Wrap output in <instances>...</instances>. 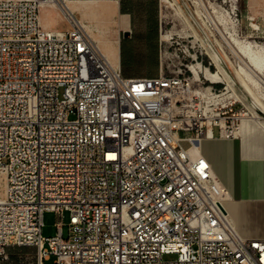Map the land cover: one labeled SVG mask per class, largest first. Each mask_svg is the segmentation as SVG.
Segmentation results:
<instances>
[{
  "label": "built area",
  "instance_id": "built-area-1",
  "mask_svg": "<svg viewBox=\"0 0 264 264\" xmlns=\"http://www.w3.org/2000/svg\"><path fill=\"white\" fill-rule=\"evenodd\" d=\"M58 5L69 27L44 26L41 9ZM185 76L126 77L60 0H0L3 260L19 246L35 248L20 264H264V238L234 229L226 189L192 151L209 134L234 138L245 106L188 122L174 97ZM48 211L69 212L67 237L62 220L43 235Z\"/></svg>",
  "mask_w": 264,
  "mask_h": 264
},
{
  "label": "bare ground",
  "instance_id": "bare-ground-1",
  "mask_svg": "<svg viewBox=\"0 0 264 264\" xmlns=\"http://www.w3.org/2000/svg\"><path fill=\"white\" fill-rule=\"evenodd\" d=\"M60 1L63 3L64 8L76 17L79 14L85 15L86 10L96 6L97 3V0ZM160 1L161 17L163 21L172 20L178 25H182L178 31L176 30L177 32L169 30L168 32L163 33L162 31L163 41L167 42V37L171 33L180 35L186 32L185 30L187 25L190 27L191 25L178 0ZM225 1L228 0H223L222 2ZM229 1L235 2V0ZM111 2L114 4H112V6L108 9V16L110 17L112 23H115L118 19V2ZM192 2L195 7V12L201 17L203 23L207 25V28L210 27L209 29L219 46L221 54L235 67V74L238 81L242 84L247 93H249V95L254 99L255 103L264 108V43H258L256 41H244L245 43H242L240 40L241 42H238L237 44L239 47L238 49L242 52L240 55L234 48V45H232L229 37L226 35V32L220 27V24L222 25V23L216 21L212 15V12H220V5H218L215 1H208V4L205 0H192ZM53 7L59 9L60 12L64 14V10L61 6H51V8ZM233 8H235V4H233ZM210 9L213 11L211 12ZM232 13L233 9L225 14L228 15V25L234 28V30H232L233 41H237V28L235 20L232 17ZM46 21L43 17L42 23L44 26H47ZM80 23L88 32L90 37L96 42L110 63L118 66L116 50L118 43L103 38L102 32L95 23L87 22V27H85L81 21ZM192 34L196 37V39L199 36L196 31H192ZM230 51L238 57L237 61L232 58ZM206 53L210 56L213 65H216L215 57L212 53L208 49ZM214 55L219 61L223 60L217 52H214ZM163 58L166 60L168 58L167 54H165ZM224 62L225 61L223 60V63ZM83 65H93V58H83ZM223 65L225 66V63ZM190 70L193 73L192 82L195 83L200 81L202 76L212 84L222 82L226 85L224 92L221 95H218L222 98V100L234 97L246 104L244 97L237 91L235 83L219 65L217 69L215 66V70H212L201 63H196L190 66ZM197 93L207 98V101L214 100L218 97L211 92V86H207L204 89L200 88ZM198 121H202V113L199 116H192V114L188 115V122ZM9 137H11V140H19L17 128H9ZM258 137L262 141L263 145L256 142ZM231 139L232 140L225 137H212L209 134L208 136L201 138L200 141H197L192 151L198 153L206 159L211 167L212 173L219 179L221 186L226 189V195L222 199V204L226 209V214L228 215L234 229L241 236H264V204L260 202L262 201L261 198L264 197V174L262 173V167L253 161H251L252 166H245L244 162L246 164V162L251 159V156L241 155V153L237 150L240 148L239 146H244L245 144L251 148L250 142H256L260 145V147L263 146L261 148H264V119H262L253 109L250 110L249 114L244 115L242 118L239 129L237 130L234 138ZM247 146H244L243 148H249ZM243 171H245V177L242 176ZM4 178L5 173L0 171V186L2 179L4 180ZM248 188L252 189L253 196L250 199H244L241 194H243L242 192ZM254 203L260 204L257 211L251 208V205Z\"/></svg>",
  "mask_w": 264,
  "mask_h": 264
},
{
  "label": "rangeland",
  "instance_id": "rangeland-1",
  "mask_svg": "<svg viewBox=\"0 0 264 264\" xmlns=\"http://www.w3.org/2000/svg\"><path fill=\"white\" fill-rule=\"evenodd\" d=\"M158 1L161 3L160 0ZM208 1H215L218 3V5H220V12H212L213 10L211 9L210 11L212 12L214 19L222 23V25L220 24V27L226 32V35L229 37L232 45H234V48L236 49V51H238L240 55L242 52L238 49L239 48L237 46L238 42L242 41V43H245L247 41H256L258 43H264V23L259 21V19L256 18L254 15L250 14L248 16L254 18V26L257 24L259 27L255 26L253 28L249 25L247 17L244 18L242 16L243 0H235V2L229 0L225 2H222L223 0H205L207 4ZM178 2L180 3L182 9L184 10L185 15L189 20L191 27L187 25L185 30L186 32L184 31L185 33H182L180 35L171 33L167 37L168 39L167 42H164L162 38V42L160 46L162 67L160 68L159 73L162 70L163 74L176 75L180 73L181 70H183L186 75L185 76L186 79L184 80L183 85L177 88L176 92L174 93V97L178 101H180L181 104L185 106L184 108L190 110L192 116L195 115L199 116L203 111H207L209 114V116L206 118L207 121H210L212 117H215L217 112V109H215V107L217 106L221 107L223 104L227 103L230 100H236L237 102L236 105L238 108H242L244 105L245 106L244 110L245 112H247V114H249V111L253 109L257 114L260 115L262 119H264V108L260 107L257 103H255L254 99L249 95V93H247L245 88L241 86V84L238 82L235 74V67L232 65L231 62H229L226 59V57H224L221 54L219 46L217 45L214 36L211 30L209 29L210 27L207 28V25L203 23L201 17L198 16V14L195 12V7L192 0H178ZM112 4L114 3L109 0H97L96 6H93L90 9L86 10L85 15H80V14L77 15V18L85 25V27H87L86 26L87 22L95 23L96 26L102 32L103 38L116 42L117 39H119L120 32L123 33L124 27L119 25L118 19L115 21V23H112V21L110 20V17L108 16L109 15L108 9L112 6ZM233 4H235V8H233ZM232 9H233L232 17L235 20L236 28H237L236 34L238 35L237 36L238 38L235 36L237 41H233L232 30H234V28L228 25V18H227L228 15L225 14L226 12L228 13ZM43 17L45 18V21L47 20L46 27L64 28V29L69 27L68 22L65 20L63 16V13H61L60 10L55 7L53 8H51V6L43 7L41 9V21ZM161 20H162L161 25H162L163 33L168 32L169 30L177 32L182 27V25L180 24L178 25L175 21L172 20L163 21L162 17ZM192 31H196L198 33L199 36L197 37V39L192 34ZM207 49L211 53L212 51L217 52L220 57L222 56L221 58L222 59L224 58L223 60L225 61L224 62L225 66L223 65L224 64L223 60L219 61L218 58L212 53V55L215 57V64H216L213 65L210 56L206 53ZM165 54H167L168 56L166 60L165 58H163ZM230 55L234 60L237 61L238 57L233 52L230 51ZM196 63H201L207 67L210 66L212 70H215V66L217 69L219 65L231 80L233 78V80L235 81V87L237 91L244 97L246 104L237 100L234 97L223 99L224 100L223 101L222 98L218 96L221 95L226 88V85L222 82L217 84L216 83L212 84L210 81L206 80L203 76L200 81L195 83L192 82L193 73L189 70L188 67ZM207 86H211V92L214 95H217L218 97L215 98L214 100H208L209 102L208 101L204 102L203 104H201L200 109L189 105L191 95L196 94L200 88L204 89ZM205 100H207V98H205ZM215 133H218V128L215 129ZM251 190L249 188L248 193H250ZM4 194H5V178L4 180L2 179L0 186V199L3 198ZM258 207H260L259 203H254L251 205V208L255 211L258 210ZM69 218H70L69 212H65V215L62 218H59L54 212L51 211L46 212L44 216V226L42 230L43 235L44 236L55 235L58 229L57 222L59 220H62L64 222V235L65 237H67ZM27 256L33 258L34 253L29 252L24 257ZM172 257L174 256L173 255L167 256V258H172ZM43 264H55V256L50 255L49 258L44 260Z\"/></svg>",
  "mask_w": 264,
  "mask_h": 264
},
{
  "label": "crops",
  "instance_id": "crops-1",
  "mask_svg": "<svg viewBox=\"0 0 264 264\" xmlns=\"http://www.w3.org/2000/svg\"><path fill=\"white\" fill-rule=\"evenodd\" d=\"M250 14L264 23V0H243L242 16L245 18ZM117 15L119 25L124 27L123 33L120 32L119 39L116 41L118 43L117 61L123 75L130 78L158 76L162 67L161 3L158 0H121L118 3ZM125 30L130 31L127 37L124 36ZM259 137L256 142L262 144ZM256 142H250L251 148L245 144L244 146L249 148H243L242 145L234 149H237L241 155L251 156L246 164L244 162L245 166L250 167L251 161L256 162L262 167L264 174V148ZM244 172L242 176L245 177ZM248 189L242 192V198L250 199L253 196V191L250 189L251 192L248 193ZM261 199L264 204V197ZM244 237L264 238L263 235ZM7 252L9 259L3 260L0 255V264H20L21 258L26 254L29 252L35 254V248L10 246Z\"/></svg>",
  "mask_w": 264,
  "mask_h": 264
},
{
  "label": "water",
  "instance_id": "water-1",
  "mask_svg": "<svg viewBox=\"0 0 264 264\" xmlns=\"http://www.w3.org/2000/svg\"><path fill=\"white\" fill-rule=\"evenodd\" d=\"M129 35H130V31H129V30H125V31H124V36L127 37V36H129Z\"/></svg>",
  "mask_w": 264,
  "mask_h": 264
},
{
  "label": "trees",
  "instance_id": "trees-1",
  "mask_svg": "<svg viewBox=\"0 0 264 264\" xmlns=\"http://www.w3.org/2000/svg\"><path fill=\"white\" fill-rule=\"evenodd\" d=\"M180 2V1H179ZM213 53V52H212ZM214 54V53H213ZM222 57V56H221ZM224 59V58H223ZM227 72V71H226ZM228 73V72H227ZM229 74V73H228ZM231 77V76H230ZM232 78V77H231ZM232 80H233V78H232ZM238 80V79H237ZM234 81V80H233ZM239 82V81H238ZM234 83H235V81H234ZM240 83V82H239ZM241 84V83H240ZM240 86V85H239ZM241 86H242V84H241Z\"/></svg>",
  "mask_w": 264,
  "mask_h": 264
}]
</instances>
